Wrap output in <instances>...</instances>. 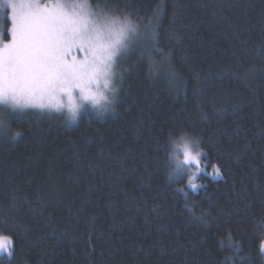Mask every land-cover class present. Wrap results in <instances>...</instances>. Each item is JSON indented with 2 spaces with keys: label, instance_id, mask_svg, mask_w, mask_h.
<instances>
[{
  "label": "trees",
  "instance_id": "16d2710c",
  "mask_svg": "<svg viewBox=\"0 0 264 264\" xmlns=\"http://www.w3.org/2000/svg\"><path fill=\"white\" fill-rule=\"evenodd\" d=\"M92 2L131 17L148 49L110 111L0 107V264H264V0ZM0 28L8 42L6 15ZM182 137L205 163L196 189L172 163Z\"/></svg>",
  "mask_w": 264,
  "mask_h": 264
},
{
  "label": "clouds",
  "instance_id": "9594fccd",
  "mask_svg": "<svg viewBox=\"0 0 264 264\" xmlns=\"http://www.w3.org/2000/svg\"><path fill=\"white\" fill-rule=\"evenodd\" d=\"M5 15L10 17V28L24 27L37 32L42 39L26 70H18L15 59L7 47L4 49L0 105L12 112L62 114L70 123H75L86 108L97 113L111 110L118 93L114 65L111 69L102 68L99 75H83L79 87H52L59 77L46 61L47 42L67 35L118 32L126 22L135 24L131 17L92 0H0V18ZM6 126L7 122L0 117V128Z\"/></svg>",
  "mask_w": 264,
  "mask_h": 264
},
{
  "label": "snow or ice",
  "instance_id": "6c2138e0",
  "mask_svg": "<svg viewBox=\"0 0 264 264\" xmlns=\"http://www.w3.org/2000/svg\"><path fill=\"white\" fill-rule=\"evenodd\" d=\"M158 22V14H155L149 20L146 26L153 39V48L162 53L163 49L155 47V31ZM137 25L126 22L118 32H99L94 36L79 34L75 37L67 35L51 39L47 42L45 58L53 71L58 74L59 79L54 81L52 87L63 86L70 90L71 87H79L82 83L83 75H99L101 69L107 67L111 69L115 63V58L121 49L128 47L126 41L131 35L137 34ZM10 35L8 42L0 39V92L3 89V51L7 47L9 55L17 63L18 70H26L34 61L36 45L42 37L35 31L24 27L9 28ZM169 56L171 53L168 54ZM166 66H161L170 79L176 78L175 69L167 62L166 57H162ZM7 128H0V133L7 134ZM172 163L176 171L191 169L193 166L200 169L202 153L197 144L193 146L190 138L182 137L179 142L172 145ZM216 169V175H219L221 169L218 165H212ZM191 183V181H189ZM191 187L196 189L197 185L191 183ZM12 241L9 237L0 236V252H8L7 245ZM261 251L264 252V242L261 243ZM9 255L11 253L9 252Z\"/></svg>",
  "mask_w": 264,
  "mask_h": 264
},
{
  "label": "rangeland",
  "instance_id": "374dc122",
  "mask_svg": "<svg viewBox=\"0 0 264 264\" xmlns=\"http://www.w3.org/2000/svg\"><path fill=\"white\" fill-rule=\"evenodd\" d=\"M7 10V9H6ZM9 20H10V17H9ZM0 21H1V18H0ZM10 23H11V21H10ZM145 34V33H144ZM130 36H131V38L129 39V40H127L126 41V43H127V45H128V47L126 48V49H121V51H120V53L118 54V56L115 58V63H114V71H115V73H116V78H118V76H119V73L124 69L125 70V68L126 67H124V65L126 66L127 64H128V62L130 61V58H132V52H134V50L135 49H138V50H140L141 51V49H142V47L144 48V49H148V45H143L142 47L141 46H139L140 45V43H145V37H144V35H143V32L142 31H139L138 29H137V34L136 35H131L130 34ZM0 39H1V28H0ZM142 41V42H141ZM143 54H146V57H148L149 55H148V53H147V50H144L143 52H142ZM149 58V57H148ZM122 64H123V66H122ZM160 64V63H159ZM159 66V65H158ZM122 69V70H121ZM157 71L156 72H161L160 74H161V76H163V77H165V78H167L168 80L170 79L169 78V76L167 75V73H165L163 70H161V67L159 66V68H157L156 69ZM122 73V72H121ZM0 107H3V108H5L3 105H0ZM91 108H86L85 110H90ZM84 110V111H85ZM92 110H94V109H92ZM84 111H82L81 113H84ZM96 111V110H95ZM88 112V111H87ZM81 113H80V115H81ZM101 113V112H100ZM103 113V112H102ZM53 114H55V113H53ZM79 115V116H80ZM181 139H179V141H180ZM193 146H194V144H193ZM195 147V146H194ZM173 153V152H172ZM202 171H205V163H204V161H202L201 160V163H200V169L199 170H197L196 168H195V166H193L191 169H185V170H183V171H176L175 170V174L177 175V174H179L180 172L182 173V174H184L185 176H189V180L191 181V180H195L196 179V177H197V175L199 174V173H201ZM180 175V174H179ZM9 245H7V247H8ZM0 253H2V254H5L6 252H0Z\"/></svg>",
  "mask_w": 264,
  "mask_h": 264
}]
</instances>
